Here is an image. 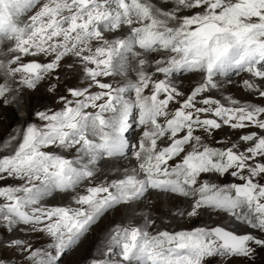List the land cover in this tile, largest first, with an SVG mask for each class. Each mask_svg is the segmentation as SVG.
Wrapping results in <instances>:
<instances>
[{
	"label": "snow or ice",
	"instance_id": "1",
	"mask_svg": "<svg viewBox=\"0 0 264 264\" xmlns=\"http://www.w3.org/2000/svg\"><path fill=\"white\" fill-rule=\"evenodd\" d=\"M169 3L171 9L162 6ZM184 11L192 15L181 16ZM118 32L120 37L110 38ZM5 44L16 55L0 60V99L16 91L9 82L35 89L68 56L79 61L88 81L86 87L68 89L73 99L62 96L60 111H38L43 125H28L14 153L0 158V180L26 181L23 186L0 187V220L9 229L30 225L55 241L56 255L37 250L34 264H58L59 256L109 210L141 201L149 190L191 200L187 211L177 210L180 217H196L201 209L222 211L264 234V183L257 179H264V134L239 137L248 144L244 150L236 143L211 147L196 134L210 135L223 126L264 130V106L240 105L233 99L234 106L226 107L212 98L202 99L203 107L196 104L198 96L218 87L217 75L233 69L260 81L246 80L244 86L264 98V0H161L160 5L151 0H0V46ZM161 52L167 55L153 67L148 57ZM41 54L51 61L21 63L22 56ZM129 70L136 72V79L123 86L114 88L100 79L126 76ZM180 71L200 73L203 81L183 101L179 98L184 93L168 79ZM155 74L164 79L154 80ZM93 86L101 91L93 93ZM148 89L151 94L145 95ZM49 90L55 91V85ZM173 102L179 107L170 110ZM208 114L220 122L201 118ZM133 121L144 129L134 174L87 187L86 194L75 198L77 208L34 207L55 191H75L94 178L97 170L91 166L104 156L123 157L131 147L126 133ZM165 139L169 143L158 148ZM53 146L76 149L79 158L43 150ZM177 158L179 163H170ZM202 174L231 175L243 183L219 186L202 180ZM155 225L149 216L142 226L112 230L109 244L120 248L119 264H206L213 257L250 258L256 247L264 248V239L220 226L170 232ZM14 244L26 247L19 240ZM93 264L113 261L94 259Z\"/></svg>",
	"mask_w": 264,
	"mask_h": 264
},
{
	"label": "bare ground",
	"instance_id": "2",
	"mask_svg": "<svg viewBox=\"0 0 264 264\" xmlns=\"http://www.w3.org/2000/svg\"><path fill=\"white\" fill-rule=\"evenodd\" d=\"M156 1L157 2H161V0H151V2H153V3H156ZM40 2L44 3V2H46V0H40ZM168 5H167V7H168ZM170 9H171V6H170ZM38 10H39V6H37L36 11H38ZM193 11H202V9H194ZM35 12H33L32 14H29L27 12L26 18H30L31 15L35 14ZM189 13H191V11H184V12H182V14H184V15H181V16L191 15ZM125 32H126V29H125ZM120 36H121V33L118 32V33L113 34V36L110 37V38H117V37H120ZM7 49H8V45L7 44H5L3 46H0V60L5 61V62H7L8 60H10L12 57H14L16 55V53H9L7 51ZM29 56H32V55H28L27 57L26 56H22L21 61H23V60L25 61V59L29 58ZM35 57H36V55H35ZM39 58H40V60L43 63L50 62L51 59H52L51 57H47V58H50V61H44L47 58H46V56H44L42 54L39 55ZM148 58L152 61V64H153V67H154L156 60L160 59L162 57L159 56L158 54H152ZM153 60H154V62H153ZM68 61L71 64L68 67L67 72H66V76L68 77V79H70L69 81L70 82L71 81L74 82L77 85V88L86 87L87 84H88V81L85 78L84 73L82 74L83 66L79 63L78 60H76L75 58L73 59V57H71V56H68V57H65L61 61L60 67L54 73L49 74V76L46 77V79L44 81H42L40 84L37 85L35 90L39 86H41L43 83H45L46 80L48 78H50V75L51 76L55 75L61 69V67H63V65H65ZM132 63H133V67H135L136 66V61L134 60ZM12 67H16V65L14 64V65H12ZM148 71L151 72L152 69H148ZM241 72H243V71H241ZM243 73L244 74L246 73V78L248 80H252L253 82H256V83H261L256 78L252 77L251 74H249L247 72H243ZM231 75L234 76V77H232L230 79V82H227L229 84L228 90L230 92H232V91L236 92L237 100H236V98H232V97L229 96V93L224 89L225 81L223 80L222 77L217 75V77L215 78V82L217 83L218 87L216 89H212L210 91H207V92L203 93L201 96H198L197 99H196L197 106L198 107H203L204 105H202L201 101H202V99H205V98L215 99L221 105L226 106V107H233L234 106V105L231 104V100H233V99L238 101L240 105H242V104H254V105H257V106H264V98L259 97V95L256 94V93L250 92L245 86H243V87L239 86V83L242 82V80H243V76H240V75H242V73L237 75V72H233V73H231ZM180 77L182 78L180 80H177V79L171 78V77H169L168 79H169L171 84H173L182 93H184V95H187V96L194 90V88L196 86H198L199 84H201L203 82L202 81V74L196 73V72H191L190 73V72L181 71ZM16 79L18 80L19 77H17ZM100 79H101L102 82L111 83L113 85V87L115 88V87L123 86L128 80H135L136 79V72L129 70L128 75H126V76H124V75H115V76H109V77H101ZM153 79L154 80L164 79V77L162 75H160V74H155L153 76ZM3 83H4V76H3V73L0 72V84H3ZM9 83H11L12 88L16 90L14 92H10L9 93V96L13 97V101H16L18 103L23 102L25 100L24 99L25 96L23 95L24 93L27 94V99L30 101V99H31L30 98V96H31L30 90H22V89H29V88H27V87H25L23 85H20L18 83H12V82H9ZM239 87H241V89L243 88L245 90L246 94H243L240 91ZM73 88H76V86L73 87ZM236 88L239 89L238 92L236 91ZM32 90H34V89H32ZM149 90H151V89H148L146 91L149 92ZM91 91L93 93H96V92H99L101 90L96 88L95 86H93L91 88ZM22 92H23V94H22ZM48 92H49V90H48ZM150 93H151V91L148 93V95ZM41 95L47 97V95H44V94H41ZM61 97L62 96H60V97L58 96V98L56 100V104H57L58 109L56 108V110H54V111L45 110V112L53 113V112L60 111L64 107V105H63V103L61 102V99H60ZM66 97H68L69 99H73L69 94ZM6 98L7 97H5L3 99H0V102H5ZM185 98L186 97L182 96L179 99L181 101H183ZM28 102L25 100V104L27 106L26 117L23 118V119H20V120L16 119L15 114H13V112L9 109V107H0V116H5L4 117L5 121L0 120V158H2L3 156H6V155H11V154L14 153L15 148L20 143V137H22V129L28 123H30V122L32 123V121H33L32 117H31L32 113H30V108H29V103ZM51 103H53V101H51ZM53 104H55V103H53ZM235 106H239V105H235ZM177 107H178V105L174 104V106H173V104H172L170 106V110L175 109ZM87 111L95 112L97 110L96 109H88ZM7 115L11 116V118L8 119V120H7ZM106 115H111V114L109 113V114H106ZM205 117L207 118L208 115L207 116L202 115L201 118H205ZM208 118H213V117H208ZM38 121H40V120L38 119ZM41 123H42V121H40L39 125H41ZM43 123H42V125H43ZM12 125L14 126L13 130L11 131V133L7 137H5V134L7 132L6 130L8 128H10ZM39 125H37V126H39ZM143 131H142V133H143ZM242 131H244V130H242ZM218 132H219L218 130H214L210 135L203 134L202 137H203L204 143L208 144L211 147L215 146V147L218 148V146L215 145V142H210L209 141V136H210V138L212 137V139H216V137L219 136ZM142 133H141L138 141L136 140L137 144L134 143L136 147L138 145V142L143 138L142 137ZM252 133H255V132H252ZM128 135H129V132H128ZM14 136H16L18 138L15 139V140H11V138L14 137ZM10 140H11L10 146L5 148L4 145L8 144ZM162 143H166V145H167V143H169V141H167V139H165L163 141H159L158 142V148H162V147L166 146V145L162 146L161 145ZM247 147H248V144H246V143H244V144L241 143V145H240V149L241 150H244ZM47 149H45V151H47ZM50 149H52L54 154L61 155V156L65 157V158H67V159H78L79 158V154H78L76 149L64 150V149H61V148L56 147V146L50 147ZM129 151L130 150H128L123 157L109 158L107 156H104L102 159H99L95 165L91 166V167H94L97 170V175L94 178H92L91 180L85 181L84 184H82L80 187L77 188V190H80L79 192L82 191V192H84L86 194V188L89 187V186H96V185H99V184H108V183H111L112 180L121 179V178H124L125 176H127L128 174L124 173V169L128 168V167L129 168L130 167L131 168L132 167L133 168L138 167V164L140 162V161L137 160V158L134 159V157H129L130 155L129 156L127 155V153H129ZM48 152L51 153V151H48ZM85 159H87V158H85ZM257 161H259L258 158H257ZM204 176H207V177H204ZM201 179L207 180L210 183L216 184V182L214 180V177H208V175H206V174H204L201 177ZM218 179H219V177H218ZM20 181L19 180L18 181H14V183L21 185L22 181L21 182ZM151 191H154V190H149L147 193L150 194ZM72 192L73 191H68V192L55 191V192L51 193L50 195L46 196L42 201H40L39 204L54 203V205L56 207H67L66 204H68V203L70 204L71 202H73V201H71V200H73L72 194H71ZM155 192H158V191H155ZM159 193H161V192H159ZM76 195H79V193L76 194ZM161 195H163V197H165L164 194H161ZM143 200L144 199H142V201ZM164 200L166 201V203H168L170 205H174L178 201L181 204L174 211H171V209H168L166 211L162 210L161 209V200H159V199L154 200V202H151V200H150V201H148L147 204H142V205H145V206H142L140 204V205H138L137 208L133 207L132 203H134V202L123 204V205H129L130 206L128 211H127V213H126V215L124 216V219L122 218L123 220L119 221V220H117L115 218H112L111 220H113V221L109 224L108 227H104V229H102L103 228L102 225L104 223L103 222L104 220L103 219L99 220L97 222V224L99 222H100V224L98 226H97V224L92 226L90 231L86 234V236L81 238V241L77 244V247L72 252V258L70 259V261H72L73 264L78 262V259L82 256L83 251H85L87 249V247L92 243V244H94L93 247H92L93 252L91 253L90 258L86 259V261H85L86 264H93V260L94 259L107 260L109 258L113 261V264H119V261L121 259L120 255H119L120 254V250H118V251L115 250L114 248L110 247V244H109V237H110V234H111L112 230L115 227H117V226H121V225L126 226V225L130 224L131 222H132L133 226H137V225H141L142 226L143 223H144V218L145 217H149V216L153 220H156V225H157L156 228H159L160 230H167V231H170V232L193 231V230H195L196 228H199V227L213 228L215 226L224 227L225 229L231 230L232 232H235L236 234H244V233L246 234V233H250V232L254 233V231H255V230L251 229L250 227L237 222L234 217H233V220L228 221L227 218H226L227 216L225 214L214 213V212H211L209 209H201L200 214L198 215V219H199L198 221H199L200 224L197 225L196 227H192L191 229L187 230L186 227L188 226V224L189 223L193 224L196 221L197 218L192 219L193 217L189 218L187 215H185L183 217H180V216L176 215V212H177V210L182 211V212L183 211H187L190 208L191 204H192V203H189L190 200L189 199L183 200V198H181V197L170 196V195L166 196ZM138 202H140V201H138ZM143 203H144V201H143ZM79 206L80 205H76V207H79ZM34 207H39V208H44V209L54 208V206H50V205H48L46 207L45 206H34ZM76 207H74V208H76ZM117 208H119V206L113 209L114 213H118V211L121 210V209H117ZM151 211H153L155 213H161L163 215L159 216L158 218H155L154 216H152ZM206 211L209 212V217H210L208 222L203 219V214L206 213ZM213 211H215V210H213ZM46 223H47V221H46ZM42 227H43V225H42ZM92 229H95V230H101L102 229L101 233L99 234V237L95 241L91 240V239H93V238H91L92 237L91 236ZM19 233H22V232L19 231ZM40 233H41V231H40ZM22 236H24V235H22ZM39 236H42L44 241L48 239V240H51V242H52L51 243L52 245L47 247V249L44 252H48L49 249L54 248L55 241H54L53 237H51L47 233H44V234L42 233L41 235L40 234L37 235V237H39ZM262 237H263V235H262ZM110 248H111L112 255L109 257L108 253H109V249ZM263 250H262V252H263ZM99 254H101V255H99ZM261 254H263V253H261ZM257 257H258V255H257ZM213 258H215V257H213ZM213 258H210V259L206 260V264L213 263L214 262ZM17 259H18V261H20L21 257L19 256ZM241 261H242V257H241ZM243 261H244V259H243ZM213 264H215V262Z\"/></svg>",
	"mask_w": 264,
	"mask_h": 264
},
{
	"label": "rangeland",
	"instance_id": "3",
	"mask_svg": "<svg viewBox=\"0 0 264 264\" xmlns=\"http://www.w3.org/2000/svg\"><path fill=\"white\" fill-rule=\"evenodd\" d=\"M156 3L158 5L161 4V2H157V1H156ZM164 5H162V6L163 7H166V8L169 7L168 9H170V6L172 7V5L170 3H169V5L168 4H164ZM167 5H168V7H167ZM36 9H37V7L35 9L29 10L28 13L29 14H32L33 12L36 11ZM189 14L192 15V12L189 13ZM180 15H184V14H182V12H181ZM172 26H176L175 23H173ZM27 56L28 55H26V57ZM74 58L75 57H73V59ZM44 61H50V58H47ZM69 61L67 62L68 64L66 63L65 65H63V67H61V69L55 75H53V76L50 75V78L51 79L48 78L46 80V82L43 83L41 86H39L36 90L35 89L34 90H32V89H22V90H30V92H31V96H30L31 99H30V101L27 99V94L26 93L23 94V92H22V94L25 96L24 99L27 102L29 101L28 103H29L30 113H32L31 114V117L33 119L32 123L31 122L28 123L25 127H27L30 124L39 125L40 124V121H38V118L36 116V113L38 111H45V110L54 111V110H56V108L58 109L57 104H56V100H57L58 96L59 97L60 96L66 97L69 94L68 88H73L75 86L77 88V85L74 82H72V81L70 82L69 81L70 79H68V77L66 76L67 69L71 65ZM28 62H40V63H43L40 60L39 55H36V57L32 55V56H29V58L25 59V61L24 60L21 61V63H28ZM153 62H154V60H153ZM0 72L3 73V69H0ZM83 73L84 72L82 70V74ZM241 73H242V75H240V76H243V80H242V82L239 83V86L243 87L244 86V81H246L248 79L246 78V73L245 74L243 72H241ZM57 77L59 79H57ZM171 78H175L177 80L182 79L181 77H176V76H171ZM227 82L228 81H226L225 84H224V89L229 93V96L230 97L236 98V100H237L236 92H234V91L230 92L228 90L229 84ZM52 85H55V91H50L49 90ZM241 87H239L240 91L243 94H246L245 90L243 88L241 89ZM239 89L236 88V91L238 92ZM48 90H49V92H48ZM150 91L151 90H149V92ZM147 92L148 91H145L146 94L145 93L144 94L145 95H148L149 92L148 93ZM41 94L47 95V97H45V96H43ZM6 97L7 98H6V101L5 102H0V107H9V109L13 112V114H15V117H16L17 120H20V119L25 118L26 117V114H27V106L25 104V100L23 102H20V103H18L16 101H13V97L12 96H9V93L6 95ZM184 97H187V95H184ZM51 101H53V103H55V104L51 103ZM172 104H173V106H174V104L175 105H178V104H176L174 102ZM178 107H179V105H178ZM4 117L5 116H0V120L5 121V118ZM208 117H213L212 119H217L218 122H220L218 118L214 117L211 114H208ZM10 118H11V116L10 115H7V120L10 119ZM42 123H41V125H42ZM133 123L135 124V125L132 126L133 129L131 128L128 131L129 132V136L131 137V139H133V138L135 139L136 138L135 136H137L136 135V132L137 131H138V134L140 136L141 133H142V131L144 130L140 125L136 124L135 121H133ZM41 125H39V126H41ZM25 127L22 129V134H23V131H24ZM13 128H14V126L12 125L10 128H8L6 130L7 132L5 134V137H7L11 133V131L13 130ZM242 130H244V131H242ZM242 130H233V129H231L228 126H223V127H221V129L218 130L219 131L218 132L219 133V136H217L216 139H212V137L210 138V136H209V141L210 142H215V145H217L218 148H227V147H230L233 143L239 144V146L241 145V143L244 144L243 142H241L239 140V137H241L243 134H251L252 132H255L256 134L259 135V134H263L264 133V130H260V129L254 127V126L245 127ZM196 134L203 136V134H205V133H203V132H197ZM138 139H137V141H138ZM137 141L134 140L133 141V144L134 143L137 144ZM135 144H134V146H135ZM161 145L164 146V145H166V143H162ZM189 147L186 148V151L190 150ZM212 147H215V146H212ZM43 150L45 151V149H43ZM134 150H135V152H137L138 149L136 150V148H134L132 151H134ZM48 151H51V153H54L52 151V149H50V148L47 149V152ZM127 155L128 156L130 155L129 157H134L131 154L130 151H129V153H127ZM181 155L183 156L184 154L182 153ZM135 158L136 157H134V159ZM179 162H180V159L179 158H177L175 161H170V163H179ZM256 162H259V161H256ZM136 169H137V167H135V168H133V167L132 168L131 167L129 168L128 167V168H125L124 169V173L125 174H128V175H131V174H134V170H136ZM136 174H139V173H136ZM203 175L204 174H202V176ZM206 175H208V177H214V180H215L216 184L219 185V186H228V185H230L232 183H236V184L243 183V181H240L239 179H237L235 177H232L231 175H225V176H218V175H215V174H206ZM204 177H207V176H204ZM218 177H219V179H218ZM257 179H259V182L260 183H264V179H260V178H257ZM18 180L19 179H13V178L3 179V180H0V186L1 187H5V186H23L26 183V181H22L21 180L22 181L21 182L19 180L21 182V185L15 184L14 181H18ZM79 191L80 190H77L76 189L75 191H73L71 193L72 194V198H73V200H71V201H73V202L70 201L71 202L70 203L71 205L69 203L66 204L67 207H70V208L76 207L77 204H75V198L78 196L76 194H78V193H79V195L85 194L84 192H82V191L79 192ZM155 191L156 190L151 191L150 194L146 193L145 197L142 198V199H144L143 200L144 203H143L142 200L140 202H134V203H132L133 207L134 208H137L138 205H140V204L141 205L142 204H147L148 201H150V200H151V202H154V200H156V199L161 200V209L162 210H165V211L168 210V209H171V211H174L177 207L180 206L181 203L179 201H178L179 203L176 202L174 205H170V204L166 203V201L164 199L169 194L159 193V192H155ZM161 194H164L165 197H163V195H161ZM183 200H186V199L183 198ZM2 203H4L3 198H0V204H2ZM189 203H192V201L190 200ZM48 205L56 207L54 205V203H49V204L43 203V204H38V205H35V206H45L46 207ZM142 206H145V205H142ZM129 207H130L129 205H119V208H117V209H121V210H119L118 213H114L113 212L114 211L113 209L112 210H109V212L100 219V220H102V219L104 220L103 221L104 223L102 225V227H103L102 229H104V227H108L109 226V224L113 221V220H111L112 218H115V219H117L119 221H122L124 219V216L126 215L128 209H129ZM209 210L211 212H214V213L225 214L227 216L226 218H227L228 221L233 220V216L231 214H229V213H225V212H222V211H219V212L218 211H213L211 209H209ZM151 214L155 218H158L159 216L163 215L161 213H155L153 211H151ZM189 218H191V217H189ZM194 218H197L196 221L193 224L189 223L188 224L189 227L188 226L186 227L187 230L191 229L192 227H196L197 225L200 224L199 221H198L199 220L198 219V216L197 217H193L192 219H194ZM209 218H210L209 217V212L206 211V213L203 214V219L208 222L209 221ZM155 222H156V220H155ZM99 224H100V222L97 224V226ZM130 224L133 225L132 222ZM156 226L157 225H155V227ZM39 227H42V225H40ZM215 227H217V226H215ZM101 230L92 229V234H91V236H92L91 238H93V239H91L92 241H95L99 237V234L101 233ZM19 231H21L22 233H19ZM150 231H153L154 232L155 231V228L150 229ZM229 231H231V230H229ZM42 233L44 234L46 232L41 231V233H40L39 230L33 231L31 229V226L30 225H24V224H19L18 226H14L12 229H9L8 224L6 222H3L2 220H0V264H34V260H33V256H32L33 252H35L37 250H39L41 252H44L47 249V247H49L50 245H52L51 244L52 243L51 240H48L47 239V240L44 241V239L42 238V236L37 237V235H39V234L41 235ZM250 233L253 234V235H255V236L257 235L256 237L259 236L258 238L261 237V239H264V234L260 233L259 231H254V233L253 232H250ZM22 235H24V236H22ZM262 235H263V237H262ZM18 240L24 242V244L26 245V247H16L15 244H14V242L15 241H18ZM93 245L94 244L91 243L87 247V249L85 251H83L82 256L78 259V262H76L75 264H86L85 263L86 259L90 258V255L93 252V250H92ZM76 247H77V245L74 246L73 248L69 249V250H66L63 254H61L59 256V258H58V264H73L72 261H70V259L72 258V252H73V250ZM110 247L114 248L117 251L120 250V248L117 247V246H115V245H110ZM258 248L259 247H256V251L257 252H256V254L254 256H252L250 258H242V261H241V257H237V258L236 257L235 258L234 257H215L213 259H214L215 264H264V250H263L264 248H262V247H260L259 249ZM262 250H263V252H262ZM48 253H50L52 255H56L55 248L49 249ZM261 253H263V254H261ZM99 255H101V254H99ZM257 255H258V257H257ZM19 256L21 257V260L20 261H18V259H17ZM243 259H244V261H243ZM223 260L224 261L226 260V261L224 262ZM213 263H211V264H213Z\"/></svg>",
	"mask_w": 264,
	"mask_h": 264
}]
</instances>
